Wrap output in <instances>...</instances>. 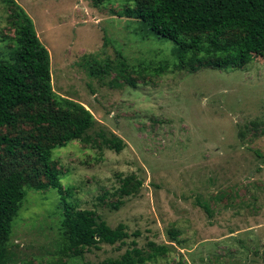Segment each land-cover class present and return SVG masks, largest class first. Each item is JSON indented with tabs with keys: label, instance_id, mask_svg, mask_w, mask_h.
I'll use <instances>...</instances> for the list:
<instances>
[{
	"label": "rangeland",
	"instance_id": "1",
	"mask_svg": "<svg viewBox=\"0 0 264 264\" xmlns=\"http://www.w3.org/2000/svg\"><path fill=\"white\" fill-rule=\"evenodd\" d=\"M15 1L49 49L53 109H88L96 122L91 142L47 140L66 200L58 189L35 188L47 181L44 173L32 177L12 223L10 264L99 263L134 246L143 249V264H264V56L241 69L180 68L172 41L122 15L135 0ZM10 13V0H0V55L9 59ZM117 58L136 87L118 70L92 72ZM160 66L166 70L155 72ZM1 131L27 142L38 133L25 120ZM103 135H116L124 148H111ZM20 150L10 156L0 146V155L10 168L41 170ZM125 177L132 183L122 194ZM65 201L73 213L124 224L129 236L68 250ZM151 243L165 250L156 253Z\"/></svg>",
	"mask_w": 264,
	"mask_h": 264
},
{
	"label": "trees",
	"instance_id": "2",
	"mask_svg": "<svg viewBox=\"0 0 264 264\" xmlns=\"http://www.w3.org/2000/svg\"><path fill=\"white\" fill-rule=\"evenodd\" d=\"M136 7H128L122 15L141 20L150 33L172 41L177 47L178 66L197 70L199 66L214 69H241L255 56H264V0H135ZM10 25L14 28V47L11 58L0 55V146L6 154L17 156L26 149L34 163L41 166L10 168L0 155V264H10L13 255L8 248L12 223L22 206L26 187L33 185L32 177L41 173L47 181L34 186L39 189H58L66 200L58 169L52 162L53 146L47 140L61 143L71 140L91 142L88 131L95 125V117L88 109L68 115L56 112L50 102L51 55L40 39L31 16L15 0H10ZM119 57L125 58L118 52ZM106 62L92 69L93 73L118 70L129 84L136 87L134 78L127 75L125 63ZM166 67H155L157 73ZM22 120L34 125L38 133H30L32 140L24 141L19 135L2 133L6 126L17 128ZM51 128L59 130L50 137ZM103 142L121 151L122 139L113 135ZM46 140V142H44ZM122 194L129 192L132 177L122 179ZM142 182L137 181L140 186ZM204 208L210 212L208 206ZM124 224L112 228L94 213H73L65 201L62 234L67 249L80 254L85 248H100L102 243L115 244L129 236ZM156 253L164 247H156ZM147 260L143 249L129 248L118 258H106L99 263L85 264H143ZM59 264H63L60 262Z\"/></svg>",
	"mask_w": 264,
	"mask_h": 264
}]
</instances>
